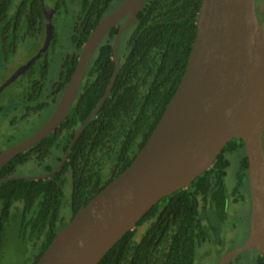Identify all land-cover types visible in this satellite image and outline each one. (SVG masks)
Returning a JSON list of instances; mask_svg holds the SVG:
<instances>
[{
	"label": "trees",
	"instance_id": "1",
	"mask_svg": "<svg viewBox=\"0 0 264 264\" xmlns=\"http://www.w3.org/2000/svg\"><path fill=\"white\" fill-rule=\"evenodd\" d=\"M68 1V10L64 0L51 2L55 11L53 23L69 13L66 17L74 50L62 70L67 73L62 82L65 86L89 33L123 0H77V4L76 0ZM201 1L148 0L119 38L118 73L108 97L85 124L61 168L46 178H11L0 182V259L5 226L14 223L18 239L27 246L25 252L31 253L29 264H35L54 235L68 222L61 214L67 174L71 179L70 220L130 165L181 81ZM125 20L112 28L97 47L59 127L5 164L0 169V178L14 176L17 167L26 162L49 159L45 173L59 163L80 124L108 87L114 70L113 42ZM30 26L36 37L44 31L39 0H0V65L4 61L1 51L5 41L9 38L15 43L17 34ZM240 148L243 155L239 171L229 188L225 183L229 161L224 154ZM245 181L248 188L244 146L241 140L233 139L208 170L187 188L156 203L97 264H198L197 251L202 245L221 244L224 240L221 226L227 221V204L243 198ZM247 192L250 201L249 189ZM144 225L147 227L137 239V232ZM256 264H264L261 255Z\"/></svg>",
	"mask_w": 264,
	"mask_h": 264
},
{
	"label": "water",
	"instance_id": "2",
	"mask_svg": "<svg viewBox=\"0 0 264 264\" xmlns=\"http://www.w3.org/2000/svg\"><path fill=\"white\" fill-rule=\"evenodd\" d=\"M42 4L44 44L4 83L13 82L46 49L52 37V9ZM148 0H123L89 33L50 118L34 133L0 152V169L36 145L64 120L87 66L107 33L120 26L112 46L114 70L101 100L82 121L58 171L85 124L108 97L118 73L121 34ZM260 16L263 17L260 20ZM196 33L181 81L153 132L130 165L89 200L53 237L35 264H97L161 199L187 188L208 170L225 145L241 140L247 158L250 197L245 242L217 264L256 249L264 259V0H202ZM27 176H4L0 182Z\"/></svg>",
	"mask_w": 264,
	"mask_h": 264
},
{
	"label": "rangeland",
	"instance_id": "3",
	"mask_svg": "<svg viewBox=\"0 0 264 264\" xmlns=\"http://www.w3.org/2000/svg\"><path fill=\"white\" fill-rule=\"evenodd\" d=\"M45 3L51 4L52 0H44ZM77 4L76 2H74ZM65 8L68 10L70 7V2L68 0H64ZM72 5V4H71ZM65 15V14H64ZM69 13L65 16L60 17L58 25L59 28L56 26L55 33L58 36V40L61 42V46L57 45L55 50L48 54V71L46 73L45 82L47 83L49 80L50 82L53 81L59 73L60 69V61L64 54H69L71 51L74 50V45L71 40L70 35V21L68 19ZM40 46V37L37 36L35 38H26L25 41L21 44V47L17 49L16 57L14 60L20 59V61H24L29 59L32 55L36 53ZM16 62V63H17ZM9 66L13 65V60L9 59ZM15 63V64H16ZM14 64V65H15ZM18 64V63H17ZM16 64V65H17ZM8 66V64H7ZM8 75V74H7ZM6 74H4L0 81H2L5 78ZM18 82L11 83L8 87L4 89L2 94L0 95V104H1V110H0V136L3 135L5 139V135L9 132L12 134V138L8 142H1L0 145L2 147H7L12 142H15L27 135L29 133L33 132L37 127H39L43 121L46 118V112H40L36 116L32 115L31 118H21V120L16 123L18 124L17 127H10L6 123L7 115L10 113L7 111L8 107H6V103L8 100V97L14 95L16 93ZM11 111V110H10ZM243 155V149L240 148L236 151H230L226 152L224 156L228 159L229 165L226 169V176H225V183L228 185L229 188L232 187V184L236 180L237 173L239 171L240 166V159ZM50 160L42 161L40 163H33L32 161L26 162L24 164H21L17 167L15 171L14 176H27V177H37L41 176L45 173L46 170V162H49ZM51 163V162H50ZM48 164V163H47ZM56 167V166H55ZM54 167V168H55ZM66 180L63 185V205L61 209V214L64 221H69V218L71 216V209H70V195H71V179L70 175H66ZM244 188H243V198L239 199L235 204H227V221L223 223L221 226V229L223 228L224 234V240H227V244H229V241L232 243L240 244L243 241H245L247 234H248V222H249V216H250V201L248 200V192H247V181L244 182ZM147 225H144L140 227L139 231L137 232L136 238L139 239L142 233L145 231ZM6 228V235L4 238L5 245L2 249V258L0 259V264H29L31 260V253L25 252L27 246H24L23 242H21L18 239L17 236V226L13 224H7L5 226ZM228 236V237H227ZM228 238V239H227ZM205 245V244H204ZM203 245V246H204ZM25 249V250H24ZM207 250L206 247L201 248L202 250ZM210 250L212 252L215 251V248L213 246H210ZM250 253L247 252V255ZM248 256L241 255L237 259H234V264H249V261L247 259ZM202 261L199 260V263Z\"/></svg>",
	"mask_w": 264,
	"mask_h": 264
},
{
	"label": "flooded vegetation",
	"instance_id": "4",
	"mask_svg": "<svg viewBox=\"0 0 264 264\" xmlns=\"http://www.w3.org/2000/svg\"><path fill=\"white\" fill-rule=\"evenodd\" d=\"M261 1L262 0H256V4H260ZM44 4L47 5L45 3V1H44ZM40 5H41V9H42V4L40 3ZM47 6L52 9V17H51V22H52L54 15H55V11H54V8L52 7V3L48 4ZM42 12H43V9H42ZM43 18H44V14H43ZM262 19H263V17L260 16V20H262ZM59 25H58V23L52 22V27H53L52 28V37H51V40L49 42V45L40 54V56L30 66H28L23 72H21L18 75V77L13 81L15 83L18 82L17 88H16V93L14 95L8 97V100L6 103V107H8L7 111L10 112L6 116L7 117L6 123L10 127H17L18 124H16V123H18L21 120V118L22 119L23 118H31L32 115L36 116L40 112H46L45 114L47 116H46L45 120L43 121V123L39 126V127H41L50 118L51 114L53 113V111H54V109H55V107H56V105H57V103H58V101H59V99L63 93L65 85H62V82L66 78L67 73L64 74L62 72V70H63L64 66H66L67 57H69L70 54L72 55V51L69 54H64L62 56L61 61H60V69H59L58 76L51 82H50V80L47 83L45 82V77H46V73L48 71V66H49L47 56H48L49 52L52 53L55 50L57 45H59V44H60L59 46L62 45L61 42L58 40V36L55 33L56 26H57V28H59ZM32 26L28 27L30 29L24 28V30L19 32V34H17V36H16V34H12L13 37L16 36L15 43H13L12 40H10L9 38L5 41V45L2 47V51H1V53L3 54L4 61L0 65L1 66L0 78L4 74H6V76L2 81H0V85L2 83H4L21 65L26 63L31 57L35 56L39 52V50L42 48V46L44 44V38L46 35V33H45V30H46L45 18H44V31L39 36L40 37V46H39L38 50L36 51V53L34 55H32L29 59L24 60V61H20V59H19L17 62V60H14L16 57L17 49L21 47V44L25 41V39L36 37L35 34L33 33L34 29H32ZM22 35H23V37L21 39L20 37ZM53 37L55 39H53ZM9 59L13 60L12 66H9V63H8ZM7 64H8V66H7ZM35 65L37 66V68ZM30 69H33L32 72L29 71ZM13 82H11V83H13ZM8 86H6V87H8ZM37 88H39V91H37ZM4 89L0 92V95L2 94ZM1 108L2 107L0 104V110H1ZM39 127H37V129ZM37 129H35L33 132L29 133V135L34 133ZM6 135H8L9 138L6 137ZM6 135H5V139H4L3 135L0 136V143L1 142H8L10 140V138H12V134H10L9 132ZM29 135L15 141V142H12V144H10L9 146L23 140L24 138L28 137ZM9 146H7V147H9ZM7 147H5V148H7ZM5 148L2 147L1 151L4 150ZM248 229H249V224H248ZM225 236H226V234H225ZM244 242L245 241H243L240 244H238V243L234 244L231 241H229V244H227V240H223L221 244H216V243L215 244H212V243L209 244L208 243V244H205L204 246L202 245L197 251V257H196L197 263L198 264H217V262L226 253H228L229 251L241 246ZM4 245H5V242H4ZM4 245H3V247H4ZM210 246H213L215 248L214 252H212L210 250ZM3 247H2V249H3ZM203 247H206L207 250L204 249V250L200 251L201 248H203ZM249 251H250V253L247 255V252H249ZM241 255L248 256L247 259L249 261V264H256V258L258 256H260L258 251L256 249L252 248V249L245 251L242 254L235 256L227 264H234V262H233L234 259H237ZM1 258H2V250H1ZM199 260H201L202 262L199 263ZM238 261L239 260H237L235 264H237Z\"/></svg>",
	"mask_w": 264,
	"mask_h": 264
}]
</instances>
